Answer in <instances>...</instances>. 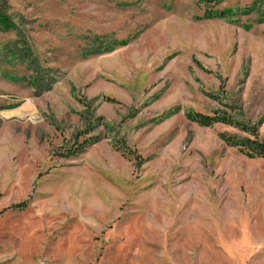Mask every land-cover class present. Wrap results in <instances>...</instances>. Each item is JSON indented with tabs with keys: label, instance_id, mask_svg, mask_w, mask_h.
I'll return each instance as SVG.
<instances>
[{
	"label": "rangeland",
	"instance_id": "rangeland-1",
	"mask_svg": "<svg viewBox=\"0 0 264 264\" xmlns=\"http://www.w3.org/2000/svg\"><path fill=\"white\" fill-rule=\"evenodd\" d=\"M239 123L264 142V0H0V256L264 264Z\"/></svg>",
	"mask_w": 264,
	"mask_h": 264
},
{
	"label": "trees",
	"instance_id": "trees-1",
	"mask_svg": "<svg viewBox=\"0 0 264 264\" xmlns=\"http://www.w3.org/2000/svg\"><path fill=\"white\" fill-rule=\"evenodd\" d=\"M189 117L193 120L198 122L201 125L204 126H211L215 123H233L232 120H230L226 116H220V115H209V114H202V113H196V114H190ZM238 126H242V129L249 131L251 135L254 136V139L248 138L245 142L239 143L236 139L232 137H227L226 141L233 146H241V151L245 153L246 155L253 157V156H261L264 157V142L260 141L258 138V132L256 128H249L246 125L243 124H237Z\"/></svg>",
	"mask_w": 264,
	"mask_h": 264
},
{
	"label": "crops",
	"instance_id": "crops-1",
	"mask_svg": "<svg viewBox=\"0 0 264 264\" xmlns=\"http://www.w3.org/2000/svg\"><path fill=\"white\" fill-rule=\"evenodd\" d=\"M45 257L34 262V264H70L66 259H48V262H45ZM44 260V262H43ZM47 260V259H46ZM0 264H21L20 260H17V257L14 256H0Z\"/></svg>",
	"mask_w": 264,
	"mask_h": 264
}]
</instances>
